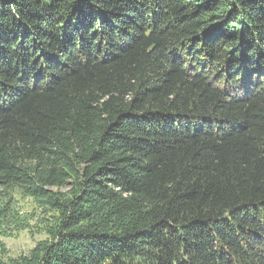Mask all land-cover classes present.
<instances>
[{
  "label": "trees",
  "instance_id": "obj_1",
  "mask_svg": "<svg viewBox=\"0 0 264 264\" xmlns=\"http://www.w3.org/2000/svg\"><path fill=\"white\" fill-rule=\"evenodd\" d=\"M0 264H264V0H0Z\"/></svg>",
  "mask_w": 264,
  "mask_h": 264
},
{
  "label": "rangeland",
  "instance_id": "obj_2",
  "mask_svg": "<svg viewBox=\"0 0 264 264\" xmlns=\"http://www.w3.org/2000/svg\"><path fill=\"white\" fill-rule=\"evenodd\" d=\"M16 209L24 216L32 217L30 223L33 227L10 232V234L0 236L4 242L8 255L16 257L20 254L28 253L38 241L45 238V233L39 226V211L32 198L20 193H15Z\"/></svg>",
  "mask_w": 264,
  "mask_h": 264
}]
</instances>
